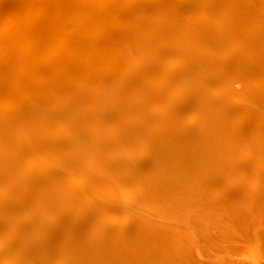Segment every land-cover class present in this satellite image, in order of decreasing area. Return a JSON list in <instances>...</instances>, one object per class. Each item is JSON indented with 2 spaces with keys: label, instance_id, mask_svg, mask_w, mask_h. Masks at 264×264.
<instances>
[{
  "label": "bare ground",
  "instance_id": "1",
  "mask_svg": "<svg viewBox=\"0 0 264 264\" xmlns=\"http://www.w3.org/2000/svg\"><path fill=\"white\" fill-rule=\"evenodd\" d=\"M24 1L10 0L4 5L8 7L14 3L15 11L27 16L29 21L34 19V13L43 12L39 16L47 19L35 17L34 22L30 21V29L45 27L49 19L56 22L48 24L50 34L43 39L21 36L11 42L3 40L0 44V53L9 51L5 59L0 56V261H4L3 264H261L260 252L264 247V67L262 69L252 55L264 61V0H205L208 11L196 22L208 28L215 24L208 33L217 37L207 38L206 33L195 32L187 37L189 39L183 38L184 31L173 24L170 30L158 27L155 23L160 19L151 25L147 23L144 29L148 33L142 29L134 31L118 17L113 18L115 16L105 10V4L96 0H85L86 3L81 0H49L46 5L37 2L36 6ZM143 1L155 3L154 8L161 10L159 4L177 0ZM5 7L0 16V23L4 25L14 10ZM71 20L76 29L69 28L67 23ZM110 39H124L133 47H118V43ZM202 40L204 48L194 46ZM52 46L59 49H51ZM163 47L171 54L163 56L166 60L179 64L173 57L176 54L183 62L200 60L207 67L208 79L219 75L216 72L220 68L223 76L206 80L203 87H196L192 82L194 70L191 71L190 66L182 72L163 63L158 55ZM215 53L224 60L222 65L218 61L211 64L204 60ZM129 54L139 55L143 62L138 57H127ZM118 66L137 75H117ZM149 71L156 72V75L142 81L140 74L147 75ZM158 77V81L153 79ZM9 82L15 85L13 90L17 93L13 94L14 97H21L29 111L15 110V106L9 104V97H5L10 92ZM144 82L152 84L153 90ZM170 82L180 86L167 94ZM186 84L192 89L186 90ZM194 91L200 98L199 109L194 106L197 101L194 103L189 99ZM166 96L170 106L164 108L162 100ZM175 100L178 103L174 104ZM133 101L141 104L140 109H136ZM155 101L157 105L151 111L162 109L161 122H164L163 131H155V136L170 130L193 131L189 134L195 140L191 158L199 154L203 158L214 156L212 163L208 160L207 164L212 170L209 175L212 178H196L194 185L208 189L209 199L217 200L218 191L221 193L220 190L226 187L232 192H228V196L235 195L231 200L242 199L244 205H241L242 201L233 204L228 198L225 204V209L229 205L228 210H218L225 212L226 217L214 210L213 214L224 218V223L217 219L224 225L221 228L216 226L219 223L209 228L208 224L205 228L194 223L195 212H190L187 205H199V200L190 195L191 191H179V186L187 182L188 176L191 177L192 165L178 174L177 183L166 181L162 190H157L149 181L145 186V193L154 198L166 196L159 207L163 212L182 218L184 225L187 220L195 224L183 227L177 222L163 226L159 228L163 240L159 237L152 240L146 235L152 230L148 225L150 222L145 221L151 218L150 212L139 214L135 211L129 217L125 214L126 208L113 206V203L111 211L100 208L91 211L87 192L81 194L75 187L83 177L86 185H93L91 190L87 188L89 191L98 192L111 185L120 192L131 189L125 184L126 180L119 183L120 180L112 175L110 164L101 166L102 163L97 162L100 166L93 165L102 158L104 151L109 155L124 156L121 165L131 172L135 169L134 161H139L141 166H138L146 173V167L153 164L151 159L145 158L146 153L158 147H169L167 141H157L156 138L148 149L143 145L141 122L145 119L142 105H153ZM230 112L234 116H229ZM144 113L148 114L145 110ZM61 115V118L91 121L94 131L89 133L93 138L83 131L70 130L65 134ZM196 116L200 121L204 120L199 128L198 120L193 123ZM173 117L180 123L175 128L168 125ZM227 118L230 121L222 122L221 119ZM219 121L227 128L230 124L232 128L242 130L247 129V125L253 124V127L251 131L247 129L238 135L229 130L225 134L229 141L210 129V126L214 127L213 122ZM187 123L190 126L186 128ZM9 131H40L42 136L23 138ZM200 135L207 138L206 147L198 145ZM179 137L187 139L185 133ZM44 154L53 160H59L56 155H62L77 163L62 164L65 169H57ZM242 154L253 162L247 164L241 159ZM175 155L171 152L157 160H162L163 164H154L150 173L158 177L177 174L173 166ZM214 160H221L218 170L215 168L218 162ZM192 163L194 160L190 159L189 164ZM67 169L76 173H69ZM246 170L253 175L251 182L246 181L244 187ZM219 177L228 181L223 187L212 183ZM68 185L75 188H68ZM106 202L97 200L94 206H104ZM240 205V213L232 215V208L236 210ZM89 212L97 219H92ZM109 212L132 218L127 224L131 231L119 233L106 221H100ZM61 214L67 215L68 220L63 221ZM214 221L211 222L214 224ZM133 236L139 237L137 243L133 242ZM84 242L86 244L79 245ZM55 244L60 252L52 250ZM105 247L110 252H106ZM151 250L158 252L150 257L148 252ZM92 251L100 254L89 260Z\"/></svg>",
  "mask_w": 264,
  "mask_h": 264
},
{
  "label": "rangeland",
  "instance_id": "2",
  "mask_svg": "<svg viewBox=\"0 0 264 264\" xmlns=\"http://www.w3.org/2000/svg\"><path fill=\"white\" fill-rule=\"evenodd\" d=\"M9 1L10 0H0V15H1V12L3 10H5L4 9V7H5L4 3H8ZM26 1H27V3H29V4L32 3L33 5L36 6V5H38V3L39 4L41 3V5H42V3L47 4V2L49 0H26ZM26 1H24V3ZM96 1L100 2V3H104L106 6L105 10L110 11L115 16L113 18L118 17L119 20H121L125 26H128V28H131L134 31H136L138 29H142V31H145L146 33H148L147 30L144 29V27L147 25V23L150 22L149 24L151 25V24L155 23L156 19H160L157 21L158 23H155L156 25H159L158 27H163L165 29L170 30V27L172 24L174 25V27L178 26L186 34L183 37L186 39H189L187 37H191L192 36L191 33H195V32L200 33V34L206 33L208 35V36H206L207 38L212 37V36L217 37V35H215V34L210 35V33H208L209 30L211 29V27H213V25H215V24L210 25L211 27L208 28L209 26L208 27L207 26L202 27V26L198 25L196 22V20H198L202 14H205L208 11L207 9H205V5H206L205 0H177V1H170V2H172L170 4L165 2V3L159 4L160 5L159 8L161 10H157L154 8L155 6H153V5L155 3L154 4H152V2L145 3L143 0H118L116 2H113L112 0H96ZM165 1H167V0H165ZM81 3H86V1L81 0ZM5 8L8 10H13V9L14 10L11 12L12 13L11 16L7 19L6 25H4L3 23H0V44L3 40H8L11 42L15 39L21 38V36H24V38L40 37V39H43L45 37H48L50 34L49 31L47 30L48 24L56 22L54 19H49L47 22L48 24H46L45 27H42V28L37 27V28L30 29V28H28V26H30V23H31L30 21L34 22L35 17H38V19H41V20L47 19L46 16H44V17L39 16V15L43 14V12H40L39 15H37V12L34 13V16H33L34 19H30V21H29L27 19V16H25L24 14H19L18 12L15 11L16 7L13 6V4H10V6L8 5V7H5ZM31 12L32 11H30V13ZM23 17H24V19H23ZM122 19H124V20H122ZM16 20H20V21H16ZM73 23L74 22L72 20L69 23H67L71 30L76 29L74 27ZM257 37L260 38V36H258V35H257ZM178 39H180V38H177V40ZM110 41H113V43L117 42L118 47L127 48V47H125L126 45L133 47L129 42L125 41L124 39H120V40L110 39ZM173 44L175 46L178 45L177 43H173ZM194 46H197L200 48L205 47L203 40ZM31 47H33V46H31ZM153 47L156 48L155 46H153ZM54 48L59 49V47H56V46H52L51 49H54ZM126 51L129 52V50H126ZM145 51H142V52H145ZM148 51H150V49ZM167 52H168V50L165 47H163L162 52L158 53V55H161V59H162L163 63H165L168 66H175L182 72L188 68L186 66H190L191 71L194 70V76H193L194 80H192V82L196 85V87L198 85L200 87H203V85H205L206 80H213L215 78H221L223 76L222 75L223 70L220 68L216 73H218L219 75H222V76H219V75L213 76L212 75L211 77L209 76L210 78L208 79V75H207V71H206L207 67L201 63L202 61L192 60L189 63L183 62V60H179L181 58H179L178 54H176L173 57L177 61H179L180 63L175 64V63H173L174 61L171 62L169 59L166 60L165 58H163V56L164 57L171 56V54L167 53ZM8 53H9L8 50L7 51L4 50V51H2V53H0V56L2 57V59L3 58L5 59V57ZM183 53H186V52H183ZM165 54H167V55H165ZM252 56L255 57L256 61L262 66L261 68L263 69L264 61L260 60L256 55H252ZM127 57H134V58L138 57L139 58V55L129 54ZM174 58H171V59H174ZM127 60H129V59H127ZM141 60L142 59L139 58V61H141ZM204 60H208V62H210L211 64H213L214 62H217V61L219 62V65H222L224 63V60L221 59V56L219 54H216V53H215V55H213V57L209 56L208 58L206 57ZM141 62H143V61H141ZM124 63H126V61H124ZM259 64H258V66H259ZM117 68H118V70H116L117 75L119 74V75H123L125 77H129L131 75H137V74H134L135 72H131V73L129 72L128 73V71L125 70V68L123 66H118ZM124 70H125V72L123 73ZM102 72H107V71L102 70ZM38 75L43 76V74H38ZM107 75L111 76V74H109L108 72H107ZM153 75H156V72L149 71V73L147 75L144 73L140 74L142 81H146V79H148L149 77L152 78ZM112 76H114V73H112ZM153 79L155 81H158L159 77L153 78ZM60 80H62V77L60 78ZM67 81L69 82L70 80L67 79ZM128 83H130V82L128 81ZM229 83H230V85L232 84V82H229ZM168 84H169V89L167 90V94L173 93V91L178 90V88L180 86V85L177 86L176 83H173V82H170ZM144 85L146 87L150 88L151 90H153L152 84H147L146 82H144ZM8 87L10 89V92L7 93V96H5V97H9L8 98L9 100H7V101H9V104L11 103L10 104L11 106H15L14 107L15 110L21 109V110H23V112L29 111L28 105H26V103H24V100H21V97H16V98L14 97L13 94L17 93L16 90H13V89H15V85L13 83L9 82ZM184 88L186 90H191L192 86H190V84H186V86H184ZM133 89H134V85H133ZM203 90L207 91L206 88H203ZM67 96H69V95H67ZM129 96L132 97L131 95H129ZM22 99H23V97H22ZM189 99L193 100L194 103H195V101H197L196 105H194V104L193 105L196 106V109H199V107H200L199 99L200 98H199L196 91L191 93ZM133 102L134 103H132V104L137 106L136 109H140L141 104H137L136 101H133ZM176 103H178V100L174 101V104H176ZM162 104L165 106L164 108H166L167 105L170 106L168 104V97L167 96L162 100ZM154 105H157L156 101L153 105H149V104L142 105L143 117L145 119V122L140 121L143 124V129H142V131H143V133H142L143 145H144V147H147V149H148V147L150 145H152L151 143L154 142V140L156 138L157 141H160V140L167 141L168 145H169V147H167V149L171 148V150H167L165 148L158 147L157 150L155 149V151H153V152L148 151V153H146L144 151L143 154L146 153L145 158L151 159L152 160L151 163H153L152 165H148L149 167H146L148 170V171L145 170L146 173H144L143 172L144 170L138 166V165H140L139 161H134L133 166L135 169H134V172L133 171L131 172V170H129V168H125V167L123 168V165H121V164H123L122 158L125 159L124 156L122 157V156H120V154L109 155L106 151L102 152L101 154L103 156H102V158H99L101 161L97 159V161H95L93 163V165H98L97 162H101L102 163L101 166H104V164H110V168L113 171L112 175L115 178H117L118 180H120L119 183H123L122 180H124V181L126 180L125 184H127L131 187V189L129 191H126V193L120 192L119 188H116L112 185L105 187V188H102L98 192L89 191V190H87V188L90 187V190H91L93 185H86V182L82 179L83 177H80V181H79V183L75 184V187L81 191V194L85 193V191L87 192V197H89V200H88L89 205L92 206V207H89V209L91 211H94L95 208L103 209L105 212L111 211V210H113V208L110 209L111 205L113 203V206H116L119 208H126L127 213H125V214H127V216H129V217H131L130 215H133V213H135V211H136V213H139V214H149V212H150L151 218H149L148 220H145V219L144 220L146 222H150V224H148V225L152 226V230H150V233L146 234L152 240H156L155 237L160 238L161 231H159V228H161L163 226H169L172 224L175 225V223H177V222L179 223L180 226H183V227H187V226L189 227V225H191V223L193 225H195L194 223H196V224H199V227H205V228H207V224H208V228H209L210 226L212 227V225L214 226L216 223H219L218 225L216 224V226H218V228H221L222 227L221 225H223V224L222 223L220 224V222H223V219H224L223 217L226 213L225 212H219V211H224L226 209L228 210L229 205H228V208L225 209V207H227L225 204L227 203L228 198H230L229 200L232 201L233 204H237V203L239 204L242 201V199L239 200V199L235 198L234 201L236 203H234V201L231 200V197H234L235 195L233 196V194H232L231 197L228 196L227 193L230 191H229V189H227V187H226L227 190L222 188L220 190L221 193L218 191L217 200H216V198L209 199L208 193H207L208 189H206L204 187H202V189H200L194 185V180L196 178L203 180V179H207V178L211 177L209 175L212 173V170H209L210 167L208 168L207 164L209 163L208 160L211 162L212 157H214V156L212 155L211 157L209 156V157L203 158L202 155L199 154V155H193L191 158L190 153L192 154V152H193L192 143L195 140L192 137H190L189 134H191V132H193V131L170 130V132L166 131L165 134L163 132L160 134V132L163 131L162 128L164 127V122H161V120L163 119L162 109H159V110H156L155 112H152L151 108ZM201 107H204V105H201ZM144 110L148 114L144 113ZM200 110H201V108H200ZM229 116H231V117L234 116V113L230 112ZM61 117H62V115L60 116V120L63 121L62 130L65 131V134H68L70 130L83 131L86 133V135L88 134L89 137L93 138L92 134L89 133V131H94V129L92 128V122L91 121L90 122H83L79 119H71L70 117L69 118H61ZM146 118L151 119V121L146 120ZM199 118L200 117L196 116V117H194L195 120H193V123L197 120L200 123L197 126V128H199V126H201L204 123V120L200 121ZM177 119L178 118L173 117V119H171V121L168 125H172L175 128L176 125L180 124L177 121ZM221 120H222V122H226V123L228 121H230L228 118L224 119V120L221 119ZM188 122H191V121H188ZM155 123H157V125L154 127L153 124H155ZM237 123H238V121H237ZM220 124H221L220 121H219V123L213 122L214 127L210 126V129L212 131H215V132L217 131V132L221 133L223 138L227 139V140H229V139L226 138L225 134H227L229 130H230L229 131L230 133H233L234 135H236V134L238 135L240 132H241V134L244 133L247 129H249L247 131H251L252 130L251 128L253 127V124L247 125L248 128L242 130L240 127L239 128L238 127L232 128L231 124L228 126V128L226 125L221 126ZM188 126H190V125L187 123V125L185 127L187 128ZM114 128L116 129V127H114ZM155 131H160L159 135L155 136ZM256 132L257 131H253V133H256ZM10 133H13V134L15 133L16 135L23 137V138L42 136L40 134V131H11ZM182 133H185L187 135V137H186L187 139L179 137V135H181ZM50 138H52V137H50ZM206 142H207V138L205 136L200 135L199 139L197 141L198 145L206 147V144H204ZM195 145H196V142H195ZM204 147H202V148H204ZM204 149H206V148H204ZM171 152L176 153L175 157L173 158V161H174L173 166L175 167V169H177L178 173L174 174V175L164 174L165 176H163V177H158V176L152 175L150 173V170H152L153 167H155V165H161V163L163 164L162 160L161 161H157V160L163 159L165 155H168V153H171ZM47 154H49V153H47ZM44 156H45V158L50 160V162L53 164V166L55 168L61 169V170L65 169L62 166V164L66 165V164L77 163L76 160H74L72 158L63 157L62 155L61 156L56 155L59 158V160H53L51 157H47L45 154H44ZM241 157H243L241 159H243L245 162L247 161V164H249L250 162H253V160L248 161L247 157H245L246 158L245 159L243 154L241 155ZM210 158H211V160H210ZM190 159H193L194 163L189 164ZM214 162H216V163L218 162L217 164L215 163L216 164L215 168H216V170H218L220 168L219 164L222 165L221 160H219V161L214 160ZM191 165H192V171H191V173L189 171V173L191 174V177L188 176L189 179L187 180V182L185 181V183L183 185L179 186V188H180L179 191H182L183 189H184V191H187V192L191 191L192 194H190V195L194 198H198L199 205H194V206H191L190 204L187 205V208H189L188 210H190V212H195V216H194L195 220L194 221H196V222L193 223V222H189L187 220L185 222L186 225H184V224H182V218L179 219V218H177V216L172 215L170 212H168V211L163 212L159 208L162 200L166 199L165 198L166 196L163 195V197H161V198H159V197L154 198L152 195H149L148 193H147L148 194L147 195L145 193V191H146L145 186H146L147 182L149 181V182H152L151 183L152 186L155 185L154 187L157 190H158V188L160 190H162V189H164V185L166 184V181H171V182L177 183L179 181V178H180L178 174L180 172H183L184 170H187L189 168V166H191ZM223 165H224V163H223ZM53 166H51V167L54 168ZM98 166H100V165H98ZM75 169H77V168H75ZM67 171L69 173L75 172L73 170H68V169H67ZM244 173L245 174L243 175L244 176L243 182L245 183V185H244V187H245L246 181H248L247 182L248 184L251 182L250 177L252 178L253 174L251 175L250 172H248V170H246ZM248 178L250 180H248ZM226 182H228V181H225L224 178L219 177L218 181H217V179H214V181L212 183L214 186H217V187L222 186L223 187ZM217 183L220 186H218ZM241 186H243L242 183H241ZM75 187L68 185V188H75ZM165 187H166V185H165ZM177 188H178V186H177ZM235 189H236V187H235ZM204 191H205V193H204ZM206 193H207V196H206ZM230 193H232V192H230ZM78 195H80V194H78ZM224 195H226V196H224ZM97 200L98 201L99 200H106L107 202L104 204V206L102 204H100V205H98V207H96L94 205L96 204ZM223 200H224V203H222ZM217 201H219V202H217ZM241 203H242L241 205H244L243 201ZM241 205L236 210H233V208H232V215H236L237 213H240L239 209H241V207H242ZM211 206H212V209H211ZM223 208H224V210H223ZM214 210H215V212L217 211L218 213H220L219 215H221V214L223 215L224 213L225 214L223 215V217H221L222 215L221 216L217 215V213L215 215V214H213ZM201 213H203V215ZM234 213H236V214H234ZM125 214L118 213V215H117V212L116 213L109 212L108 215H105L106 218L103 220H100V221H106L107 223H109L111 225V227H113L116 230L118 229L117 231L119 233H122V231L130 232L131 229L129 228V226L127 224L132 218H128ZM196 214H198L199 216ZM62 215H64V216H62ZM89 215L92 217V219H95V220L97 219L95 217V215L92 214V212H89ZM201 215H202V217H201ZM60 216H61V219L63 221L68 220L67 215L61 214ZM206 217L210 218V219H207ZM225 217H226V215H225ZM174 218H177V220L175 221ZM196 219H199V220H196ZM214 219H216V220L214 221ZM217 219H219L220 222H219V220L217 221ZM211 221H214V224ZM209 224H211V225H209ZM66 227H68V226H66ZM196 227H198V226H196ZM141 236L142 235H140L139 237H141ZM139 237L133 236V238H132L133 242L137 243V239ZM160 240H163V239L160 238ZM84 244H86V242L80 243L79 245H84ZM51 248L54 252H60L59 246L57 244L53 245ZM104 250L106 252L107 251L110 252V250L107 249L106 247L104 248ZM155 252H158V251L157 250H151L148 252V255L151 257L154 255ZM155 257H152V258H155ZM260 257H262V255ZM3 263H5V262L0 261V264H3ZM261 264H264V257H262Z\"/></svg>",
  "mask_w": 264,
  "mask_h": 264
},
{
  "label": "water",
  "instance_id": "3",
  "mask_svg": "<svg viewBox=\"0 0 264 264\" xmlns=\"http://www.w3.org/2000/svg\"><path fill=\"white\" fill-rule=\"evenodd\" d=\"M14 4V3H13ZM2 14V13H1ZM1 16V15H0ZM263 245V244H262ZM262 254V257H264V247H262V252H260ZM90 254V259L89 260H92V257H96L98 256L100 253L97 251H92Z\"/></svg>",
  "mask_w": 264,
  "mask_h": 264
}]
</instances>
